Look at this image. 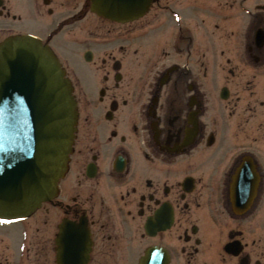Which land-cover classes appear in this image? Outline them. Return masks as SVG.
<instances>
[{
	"label": "flooded vegetation",
	"instance_id": "1",
	"mask_svg": "<svg viewBox=\"0 0 264 264\" xmlns=\"http://www.w3.org/2000/svg\"><path fill=\"white\" fill-rule=\"evenodd\" d=\"M70 80L58 193L0 222V264H264V0H153L126 24L87 0H0ZM154 250L146 255L147 250Z\"/></svg>",
	"mask_w": 264,
	"mask_h": 264
},
{
	"label": "water",
	"instance_id": "2",
	"mask_svg": "<svg viewBox=\"0 0 264 264\" xmlns=\"http://www.w3.org/2000/svg\"><path fill=\"white\" fill-rule=\"evenodd\" d=\"M149 3L90 0V9L124 22L142 15ZM75 119L70 84L50 49L29 35L0 42L1 219L26 215L54 193L71 150ZM59 253L58 264H66Z\"/></svg>",
	"mask_w": 264,
	"mask_h": 264
}]
</instances>
